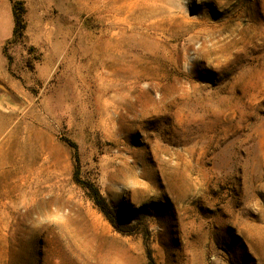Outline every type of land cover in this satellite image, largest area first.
<instances>
[{"label": "rangeland", "instance_id": "rangeland-1", "mask_svg": "<svg viewBox=\"0 0 264 264\" xmlns=\"http://www.w3.org/2000/svg\"><path fill=\"white\" fill-rule=\"evenodd\" d=\"M19 1L0 264H264V0Z\"/></svg>", "mask_w": 264, "mask_h": 264}, {"label": "trees", "instance_id": "trees-1", "mask_svg": "<svg viewBox=\"0 0 264 264\" xmlns=\"http://www.w3.org/2000/svg\"><path fill=\"white\" fill-rule=\"evenodd\" d=\"M12 3V9H13V15L15 20V26L13 31V41L15 40H23L25 39V32L27 29V23L25 20V16L27 14V10L25 7V4L23 1L19 0H10ZM10 42V43H11ZM71 146L75 149V162H76V170L74 173V180L82 184L91 194V197L97 207L101 210V212L105 215V217L109 220V222L114 226L116 230L123 234H132L133 229L128 228L121 222L117 220V217L115 216L113 210L107 203L106 199L100 194V191L98 188L89 182H83L80 177V159L77 152V146L75 144H71ZM147 257L149 259V262L153 264V257L150 249L147 250Z\"/></svg>", "mask_w": 264, "mask_h": 264}, {"label": "crops", "instance_id": "crops-1", "mask_svg": "<svg viewBox=\"0 0 264 264\" xmlns=\"http://www.w3.org/2000/svg\"><path fill=\"white\" fill-rule=\"evenodd\" d=\"M15 20L10 0H0V95H6L15 85L10 74L5 47L13 40Z\"/></svg>", "mask_w": 264, "mask_h": 264}, {"label": "bare ground", "instance_id": "bare-ground-1", "mask_svg": "<svg viewBox=\"0 0 264 264\" xmlns=\"http://www.w3.org/2000/svg\"><path fill=\"white\" fill-rule=\"evenodd\" d=\"M145 32H147V31H145Z\"/></svg>", "mask_w": 264, "mask_h": 264}]
</instances>
